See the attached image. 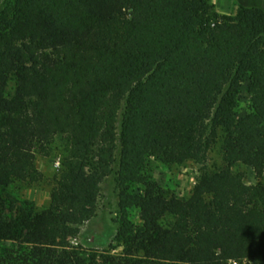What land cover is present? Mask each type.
<instances>
[{"label":"trees","instance_id":"16d2710c","mask_svg":"<svg viewBox=\"0 0 264 264\" xmlns=\"http://www.w3.org/2000/svg\"><path fill=\"white\" fill-rule=\"evenodd\" d=\"M256 1L226 17L207 0H0V193L39 182L36 155L68 142L45 209L0 199V264H264V183L232 170L264 178ZM149 157L200 165L187 198L145 176ZM110 173L122 254L77 249Z\"/></svg>","mask_w":264,"mask_h":264},{"label":"rangeland","instance_id":"374dc122","mask_svg":"<svg viewBox=\"0 0 264 264\" xmlns=\"http://www.w3.org/2000/svg\"><path fill=\"white\" fill-rule=\"evenodd\" d=\"M207 1L210 5L211 13L226 17L234 16L241 5L246 7L257 5L256 0ZM249 101L246 79L237 98V117L246 115ZM119 125L120 116H118L117 121L118 131ZM51 148L52 151L48 156L36 155L35 167L42 175V179L39 182L33 184L15 183L0 193V199L3 200L6 209H9L10 206L18 207L24 202L31 203L38 211L47 207L53 177L57 172L59 161L65 155L68 148L67 139L63 136L57 137ZM218 163L219 158L216 153H211L208 158V164L213 165ZM199 168L200 165L191 160L181 165H165L155 157H149L146 159L143 173L167 193L185 199L189 196L198 179ZM232 170L235 173L242 174L243 181L247 185L256 184L258 181L264 183V178L260 180L255 178L251 167L248 165L240 163L235 165ZM117 202L115 176L113 173H110L99 181V193L96 204L92 209V217L88 222L78 226V234L75 238L69 240V244L89 253L95 252L100 254L107 252L114 255L122 254V247L115 239L118 226ZM5 214L10 215L8 212ZM11 215H13V212ZM10 246V242L0 243V249ZM230 264L240 263L231 261Z\"/></svg>","mask_w":264,"mask_h":264}]
</instances>
